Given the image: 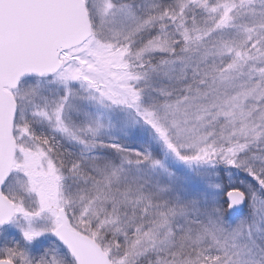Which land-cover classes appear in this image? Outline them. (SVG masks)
Segmentation results:
<instances>
[{
	"label": "snow or ice",
	"instance_id": "1",
	"mask_svg": "<svg viewBox=\"0 0 264 264\" xmlns=\"http://www.w3.org/2000/svg\"><path fill=\"white\" fill-rule=\"evenodd\" d=\"M0 264H264V0H0Z\"/></svg>",
	"mask_w": 264,
	"mask_h": 264
}]
</instances>
